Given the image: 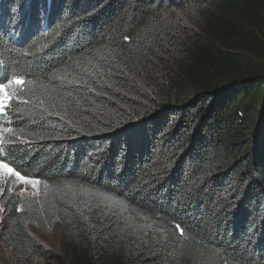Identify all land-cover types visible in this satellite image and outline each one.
<instances>
[{
	"label": "trees",
	"instance_id": "obj_1",
	"mask_svg": "<svg viewBox=\"0 0 264 264\" xmlns=\"http://www.w3.org/2000/svg\"><path fill=\"white\" fill-rule=\"evenodd\" d=\"M17 77L0 264H264V0H0Z\"/></svg>",
	"mask_w": 264,
	"mask_h": 264
},
{
	"label": "rangeland",
	"instance_id": "obj_2",
	"mask_svg": "<svg viewBox=\"0 0 264 264\" xmlns=\"http://www.w3.org/2000/svg\"><path fill=\"white\" fill-rule=\"evenodd\" d=\"M184 18L186 15H182ZM12 85V84H11ZM8 85L4 92L8 91V88L11 86ZM3 95V92H0V96ZM6 173L5 170L0 169V176ZM29 186V191L27 193L34 194V189L32 185ZM29 231L36 243L42 248V254L38 257L33 258L29 264H56V259L61 255V243H62V233L61 228L58 224H54L49 229H44L39 226L31 225ZM0 255L5 258L8 262L12 263L9 255L4 251L3 247L0 244Z\"/></svg>",
	"mask_w": 264,
	"mask_h": 264
},
{
	"label": "snow or ice",
	"instance_id": "obj_3",
	"mask_svg": "<svg viewBox=\"0 0 264 264\" xmlns=\"http://www.w3.org/2000/svg\"><path fill=\"white\" fill-rule=\"evenodd\" d=\"M125 39H128L127 37ZM15 83L16 85H22L24 83V80L20 77L9 79L7 81V84L0 83V92H3V95L0 96V117L3 116V114L6 112L8 104L12 101L13 97L9 95L7 92H4L3 90L8 87V85H11ZM13 130L11 128L5 127L3 129L4 133H11ZM0 169L5 170L7 173L14 175L19 182L26 183L32 185L33 188L36 187L38 181L35 179H29L26 175H22L20 171H14L13 168L9 166V163L4 162V158H0ZM11 176L9 177V179ZM177 229H179L181 235L184 233V229L181 227V225L175 226Z\"/></svg>",
	"mask_w": 264,
	"mask_h": 264
}]
</instances>
